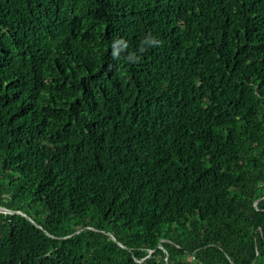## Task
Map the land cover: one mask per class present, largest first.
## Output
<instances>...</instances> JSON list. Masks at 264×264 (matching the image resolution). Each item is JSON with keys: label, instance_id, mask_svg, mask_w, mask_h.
<instances>
[{"label": "trees", "instance_id": "obj_1", "mask_svg": "<svg viewBox=\"0 0 264 264\" xmlns=\"http://www.w3.org/2000/svg\"><path fill=\"white\" fill-rule=\"evenodd\" d=\"M0 264H264V0H0Z\"/></svg>", "mask_w": 264, "mask_h": 264}, {"label": "water", "instance_id": "obj_2", "mask_svg": "<svg viewBox=\"0 0 264 264\" xmlns=\"http://www.w3.org/2000/svg\"><path fill=\"white\" fill-rule=\"evenodd\" d=\"M0 211H3V212H14L12 210H9V209L3 208V207H0Z\"/></svg>", "mask_w": 264, "mask_h": 264}]
</instances>
